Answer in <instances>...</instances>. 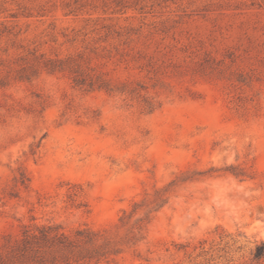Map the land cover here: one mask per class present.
Returning a JSON list of instances; mask_svg holds the SVG:
<instances>
[{
  "label": "rangeland",
  "instance_id": "rangeland-1",
  "mask_svg": "<svg viewBox=\"0 0 264 264\" xmlns=\"http://www.w3.org/2000/svg\"><path fill=\"white\" fill-rule=\"evenodd\" d=\"M49 225L69 245L19 256ZM260 245L264 0H0V264H264Z\"/></svg>",
  "mask_w": 264,
  "mask_h": 264
},
{
  "label": "trees",
  "instance_id": "trees-1",
  "mask_svg": "<svg viewBox=\"0 0 264 264\" xmlns=\"http://www.w3.org/2000/svg\"><path fill=\"white\" fill-rule=\"evenodd\" d=\"M50 70L55 69H62L64 68V65L62 62L59 64L56 63H48L45 65ZM67 68H69V65H67ZM72 73L73 75V82L76 85H86L87 88L92 89L95 87H104L106 85V81L101 79L99 76L92 77L89 74L84 73L78 64L71 65ZM57 226H43L38 229V233L34 232H28L27 230L23 233V238L21 241V248L19 249L21 253L19 256H24L25 254L29 253L31 254V257L33 254L36 253L38 247H40V241H45L48 239L58 240V242H65L67 241V244L69 245L68 239L63 236V233L58 232ZM64 239V240H63ZM66 244V245H67ZM264 253V246L260 245L257 247V256H262Z\"/></svg>",
  "mask_w": 264,
  "mask_h": 264
}]
</instances>
